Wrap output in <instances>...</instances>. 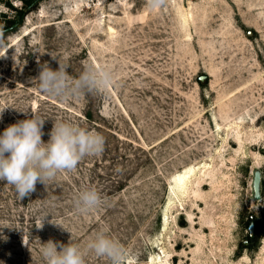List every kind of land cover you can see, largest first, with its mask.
Masks as SVG:
<instances>
[{"label":"rangeland","instance_id":"1","mask_svg":"<svg viewBox=\"0 0 264 264\" xmlns=\"http://www.w3.org/2000/svg\"><path fill=\"white\" fill-rule=\"evenodd\" d=\"M46 63L108 69L113 86L53 99L33 81ZM2 110L0 134L35 116L44 142L68 121L106 143L23 200L0 181V264H44L41 244L99 231L124 264H264V0H0ZM87 187L103 204L81 214Z\"/></svg>","mask_w":264,"mask_h":264},{"label":"clouds","instance_id":"2","mask_svg":"<svg viewBox=\"0 0 264 264\" xmlns=\"http://www.w3.org/2000/svg\"><path fill=\"white\" fill-rule=\"evenodd\" d=\"M165 3L166 0H148L151 9L162 8ZM33 81L43 94L67 101L84 93L107 91L113 86V75L108 69L88 65L79 78H73L66 65L59 64L54 70L46 63ZM44 123V119L32 116L9 125L0 134V181L14 186L21 200L36 191L38 182L46 185L60 172L75 171L80 161L101 155L105 148L102 134L68 121L54 122L50 138L44 142ZM102 204L100 193L93 187L81 190L74 201L81 214L98 210ZM37 227H43L42 221ZM24 243L28 241L24 239ZM40 253L44 264H86L89 254L106 258L110 264H124L127 258L125 247L105 231L97 232L85 248L73 243L71 235L67 244L52 240L41 244Z\"/></svg>","mask_w":264,"mask_h":264},{"label":"water","instance_id":"3","mask_svg":"<svg viewBox=\"0 0 264 264\" xmlns=\"http://www.w3.org/2000/svg\"><path fill=\"white\" fill-rule=\"evenodd\" d=\"M15 24H11L10 26H8L6 29L13 27ZM204 77V75L200 76V79H202ZM259 183H260V172L258 170L254 171L253 174V179H252V187H253V191H254V196L255 198H258L259 195ZM249 233L252 234L253 231V226L252 224H249Z\"/></svg>","mask_w":264,"mask_h":264},{"label":"bare ground","instance_id":"4","mask_svg":"<svg viewBox=\"0 0 264 264\" xmlns=\"http://www.w3.org/2000/svg\"><path fill=\"white\" fill-rule=\"evenodd\" d=\"M255 170H258L260 172V170L258 168H256ZM191 169H185V171L182 173H178L177 175H175V180L176 181H181L183 179H185V177L191 172ZM203 171V170H202ZM203 173V172H202ZM185 182V181H184ZM183 185V184H182ZM180 186V185H179ZM182 191V190H181Z\"/></svg>","mask_w":264,"mask_h":264},{"label":"trees","instance_id":"5","mask_svg":"<svg viewBox=\"0 0 264 264\" xmlns=\"http://www.w3.org/2000/svg\"><path fill=\"white\" fill-rule=\"evenodd\" d=\"M23 4H24L23 6L25 9H27L30 6V3L26 2V1H24ZM19 12H20V14L18 15V17L21 18L24 11H19ZM13 22H16V21L15 20L11 21V23H13Z\"/></svg>","mask_w":264,"mask_h":264}]
</instances>
